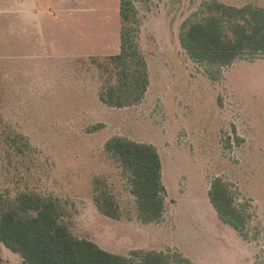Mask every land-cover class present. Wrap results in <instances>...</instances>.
I'll use <instances>...</instances> for the list:
<instances>
[{"label": "rangeland", "instance_id": "rangeland-1", "mask_svg": "<svg viewBox=\"0 0 264 264\" xmlns=\"http://www.w3.org/2000/svg\"><path fill=\"white\" fill-rule=\"evenodd\" d=\"M214 2L264 6L135 0L124 20L121 0H0V197L25 190L56 198L74 235L116 253L264 264V53L206 66L180 39ZM143 70L149 82L137 102L102 99L112 88L115 99L138 96L132 81ZM114 136L157 148L165 185L159 220L140 218L129 173L106 149ZM218 176L245 216L241 228L210 200ZM104 191L119 218L98 209ZM0 264L28 263L0 239Z\"/></svg>", "mask_w": 264, "mask_h": 264}, {"label": "trees", "instance_id": "trees-1", "mask_svg": "<svg viewBox=\"0 0 264 264\" xmlns=\"http://www.w3.org/2000/svg\"><path fill=\"white\" fill-rule=\"evenodd\" d=\"M134 1L121 0L124 20H130L131 12L136 11ZM209 9L207 16L189 22L180 35L183 47L195 61L225 66L242 54L264 53V6L214 2ZM122 50L119 58L123 59L127 55L123 38ZM139 73L132 81L140 90L138 96L125 99L117 93L115 99L112 88L102 99L116 106L137 102L149 82L144 70ZM106 149L129 173L140 218L144 222L159 220L165 210V185L157 148L152 143L114 136L106 142ZM209 196L225 221L238 228L244 226L245 216L222 177L214 179ZM95 201L103 214L120 217L118 204L109 192L96 194ZM62 211L56 198L33 191H19L7 199L0 197V239L28 264H193L180 253L134 250L125 255L107 250L91 239L74 235Z\"/></svg>", "mask_w": 264, "mask_h": 264}]
</instances>
